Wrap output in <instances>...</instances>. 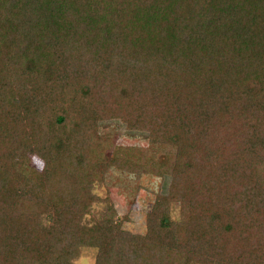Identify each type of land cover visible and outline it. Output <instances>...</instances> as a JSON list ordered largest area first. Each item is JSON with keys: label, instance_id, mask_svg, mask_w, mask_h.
I'll return each instance as SVG.
<instances>
[{"label": "trees", "instance_id": "1", "mask_svg": "<svg viewBox=\"0 0 264 264\" xmlns=\"http://www.w3.org/2000/svg\"><path fill=\"white\" fill-rule=\"evenodd\" d=\"M113 169L173 175L144 233L95 191ZM82 244L93 264H264V0H0V264Z\"/></svg>", "mask_w": 264, "mask_h": 264}, {"label": "rangeland", "instance_id": "2", "mask_svg": "<svg viewBox=\"0 0 264 264\" xmlns=\"http://www.w3.org/2000/svg\"><path fill=\"white\" fill-rule=\"evenodd\" d=\"M100 130L103 132L117 133V143L123 145L147 146L149 143V130L141 127H132L119 117L103 118L99 121ZM33 164L37 168L43 165V159L39 152L33 155ZM173 175L164 174L156 176L143 173L139 178L126 175L113 169L105 185L97 184L95 191L101 196L110 195L117 209L118 216L123 219V227L136 233H144L147 229V213L150 211L157 192L167 194L172 183ZM137 186L140 188L137 190ZM106 205L103 200L97 201L93 206V212L88 219L100 216ZM174 218L180 217V204L172 205ZM127 216V217H125ZM125 217V218H124ZM98 248L82 244L73 258L75 264H93Z\"/></svg>", "mask_w": 264, "mask_h": 264}]
</instances>
